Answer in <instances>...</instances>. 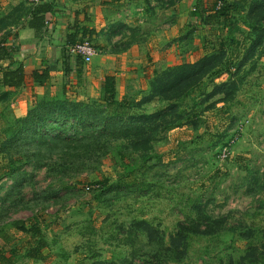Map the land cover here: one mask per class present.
Here are the masks:
<instances>
[{
	"label": "rangeland",
	"instance_id": "374dc122",
	"mask_svg": "<svg viewBox=\"0 0 264 264\" xmlns=\"http://www.w3.org/2000/svg\"><path fill=\"white\" fill-rule=\"evenodd\" d=\"M91 1L101 6L104 0ZM184 1L123 0L108 4L112 5V17H106L103 9L100 13L94 11L93 21L102 22L95 23L97 30L93 36L85 32L76 41L88 38L101 55L108 52L101 43L115 38L116 45L131 44L130 51L135 54L127 59L131 62L123 71L124 91L115 85L118 99H139L146 93L142 71L137 72L144 61V65L154 66L151 78L156 71L194 61L212 51L211 42L226 33L225 28L221 30L198 19L200 11L211 9L217 0ZM241 1L247 5L250 0ZM236 22L239 29L235 35L242 40L246 26L240 17ZM133 65L139 66L132 75ZM98 66L91 60L83 68L87 72ZM236 69L237 62L223 76L210 74L200 92L210 91L213 83L229 79ZM93 76L96 79L99 75ZM234 77L238 87L231 101L221 103V95H216L202 105L204 112H199V118L195 119L198 114L191 111L189 120L196 123L188 121L154 142L150 158L137 177L136 189L127 192V188L121 187V196L109 197L107 202L93 199L94 191L106 183L124 184L127 179L123 177L124 168L112 158L103 159L99 171L70 181L72 188L53 185V198L46 200L41 195L50 183L46 169L33 170L31 165L22 163L21 168L34 173L35 182L22 191L30 208L9 209L0 220V226H8L3 225L6 234L0 236V264H158L145 236L129 235L119 226L127 229L132 220L147 219L167 242L179 222L194 220L197 207L221 220L225 228H218L212 235L193 236L181 261L161 264H240L239 259L249 246L258 245L264 238V52L242 65ZM198 92L186 99L188 109L193 98H203ZM18 99L15 89L11 90L7 107L0 103V124L4 122L1 115L12 119L30 106V101L23 103L21 111L16 105ZM157 107L161 104L152 102L146 109ZM223 147L229 148V154L220 158ZM137 160L136 166L142 163ZM3 163L0 156V173ZM0 182L1 195L11 180L3 177ZM17 222H23L28 229L39 226L43 233L47 246L36 259L27 256L29 247L35 246L32 234L18 230Z\"/></svg>",
	"mask_w": 264,
	"mask_h": 264
},
{
	"label": "trees",
	"instance_id": "16d2710c",
	"mask_svg": "<svg viewBox=\"0 0 264 264\" xmlns=\"http://www.w3.org/2000/svg\"><path fill=\"white\" fill-rule=\"evenodd\" d=\"M40 1L28 4L22 0L0 17V88L3 90L0 93V103L4 107L8 106L11 90L20 87L24 81L22 65L15 68L3 67L1 61L12 54L9 50L11 47L5 46L4 42L11 27L19 26L24 21L35 30L42 29L45 25V13L52 10V5L48 1ZM238 16L246 26L242 40L235 35L239 29L236 22ZM198 19L210 26L216 25L221 30L225 28L226 33L218 36L217 41L211 42L214 48L212 51L194 61H183L156 71L148 80L146 93L139 99L127 96L118 99L114 76L104 75L97 98L33 96L30 106L23 114L12 116V119L1 115L4 122L0 124V156L4 163L0 180L8 177L11 182L0 195V220L9 209L30 208L22 191L35 182L34 173L21 168L22 163L31 165L33 170L46 169V175L50 178L48 188L52 189L46 191L47 188L41 192L42 199L46 200L53 198V185L59 184L60 189L63 188L61 186L72 188L70 181H74L79 175L87 177L89 173L99 171L103 159L112 158L124 168L123 177L128 180L125 179L124 184L119 181L106 183L94 191L93 199L107 202L109 197L114 199L121 196V187L127 188V192L136 189L137 177L150 158L154 142L188 121L196 123L189 120L192 117L191 111L198 114L194 115L196 119L199 118L200 111L204 112L202 105L210 98L221 95V103L233 99L238 87L234 76L242 65L256 54L264 52V0H250L247 5L241 0H217L211 9H202ZM85 30L83 28L84 33ZM73 35L69 42L77 40L75 33ZM239 52L242 54L237 60ZM233 53L236 57H232ZM66 57L65 72L69 75V55ZM236 62L237 69L229 79L213 83L210 91L200 92L206 77L212 73L216 77L223 76L229 73ZM32 77L36 80L46 79L48 72L43 70L39 74L34 71ZM198 90L203 98H193L188 109L185 106L186 99ZM152 102L160 103L161 107L147 110L146 106ZM195 108L199 111H195ZM137 159L142 162L138 166ZM2 184L0 182V188ZM110 193L111 196H108ZM195 210L197 214L194 220L179 222L167 242H163L157 227L147 219H134L127 229L122 226L119 228L129 235L137 233L145 236L158 264L179 262L185 256L193 236L212 235L218 228H225L218 218L203 213L198 207ZM3 225L0 226V236L6 234ZM17 228L32 234L35 246L29 247L27 256L36 259L38 252L47 246L39 226L28 229L23 222H19ZM239 262L264 264V238L258 245L249 246ZM103 263L105 262H98Z\"/></svg>",
	"mask_w": 264,
	"mask_h": 264
},
{
	"label": "crops",
	"instance_id": "0c3cea01",
	"mask_svg": "<svg viewBox=\"0 0 264 264\" xmlns=\"http://www.w3.org/2000/svg\"><path fill=\"white\" fill-rule=\"evenodd\" d=\"M43 1L50 2L52 10L45 13L47 23L42 29L35 30L24 21L19 26L11 27L4 42L5 46L8 45L13 49H9L12 53L11 56L1 61L3 67L15 68L18 65L23 67L24 81L20 87L16 88L19 93V99L16 100L17 108L22 111L24 108L23 103L31 102L34 94L39 98L63 95L76 97L77 99L85 97L97 98L104 75L114 76L117 89L123 92L126 81L123 71L126 65L128 67L129 62H131L127 59H131L135 54L130 51L131 48L129 47H131V44L116 45L118 43L115 38L101 43V45L103 44V49L108 52L101 55L97 54L92 59V61L95 60L99 64L98 67L85 72L83 68L85 63H82L76 57L69 56V75H66L65 72L66 44L73 38V33H75L77 39L80 34L84 33L83 28H85V32L93 36L94 30H97L95 29L97 27L95 23L102 22V19L97 22L93 21L95 19L94 11L100 13L101 9H103L106 17L107 15L112 17L113 11L109 9L112 5L108 4L122 3L123 0L102 1L103 3L101 4L108 5V7L103 5L96 6L95 2L91 0H41L40 3H43ZM187 1L185 0L184 2ZM21 2L22 0H0V17L7 14L13 6ZM184 2L180 4L181 8L184 6ZM185 20L188 25V19ZM182 26L180 25L179 27ZM1 36L2 34L0 38ZM135 48H138V46ZM132 50L135 49L133 48ZM145 63L147 62L144 61L142 68L137 72L142 71L146 87L148 88V80L154 66L144 65ZM138 66H130V68H134L130 74H136L135 69ZM145 66L147 67L144 68ZM43 70L48 72L46 79L36 80L32 77L34 71L40 74ZM94 71L96 72L95 74L99 75L96 79L93 76L95 75ZM132 78H135V76H132Z\"/></svg>",
	"mask_w": 264,
	"mask_h": 264
},
{
	"label": "built area",
	"instance_id": "2783aa9c",
	"mask_svg": "<svg viewBox=\"0 0 264 264\" xmlns=\"http://www.w3.org/2000/svg\"><path fill=\"white\" fill-rule=\"evenodd\" d=\"M28 4L38 3L40 0H23ZM47 21L45 20V24ZM66 52L69 56L79 58L83 63H90L91 60L98 54L94 44L88 39L69 42L66 44ZM229 154V148L223 147L220 152V158H225Z\"/></svg>",
	"mask_w": 264,
	"mask_h": 264
}]
</instances>
